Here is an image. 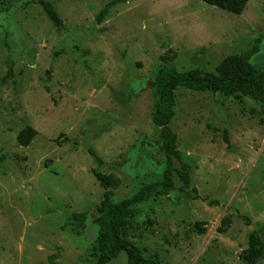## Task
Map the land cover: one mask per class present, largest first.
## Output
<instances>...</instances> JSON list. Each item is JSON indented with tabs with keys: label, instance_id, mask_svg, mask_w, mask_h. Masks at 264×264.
I'll return each instance as SVG.
<instances>
[{
	"label": "rangeland",
	"instance_id": "obj_1",
	"mask_svg": "<svg viewBox=\"0 0 264 264\" xmlns=\"http://www.w3.org/2000/svg\"><path fill=\"white\" fill-rule=\"evenodd\" d=\"M257 40L263 55L264 0L241 15L203 0H0V264H93L106 192L96 175L120 180L121 202L165 171L152 120L159 70L215 72ZM175 111L191 189L218 206L185 200L174 176V192L140 205L127 234L161 264H247L249 235L264 227L263 104L178 89ZM27 127L37 135L24 147ZM79 213L90 227L67 230ZM111 264H128L126 253Z\"/></svg>",
	"mask_w": 264,
	"mask_h": 264
},
{
	"label": "trees",
	"instance_id": "obj_2",
	"mask_svg": "<svg viewBox=\"0 0 264 264\" xmlns=\"http://www.w3.org/2000/svg\"><path fill=\"white\" fill-rule=\"evenodd\" d=\"M226 12L241 15L247 8L250 0H203ZM110 3L99 15L98 21L104 20L109 12ZM45 10L56 27L62 26V20L57 12L47 5ZM251 51L232 55L225 58L215 72H203L194 69L180 72L173 66H164L157 73L152 88L155 90L156 104L153 114V123L160 129L161 149L166 159V168L162 178L153 183L143 185L132 197L117 202L113 190L120 185V180L114 175L97 174L96 178L105 189L104 199L96 210L93 225L97 228L93 264H111L122 253L127 255L128 264H161L157 258H146L136 242L127 234V227L138 215V207L152 197L167 198L174 192V176L184 189L185 200H202L210 206H218L217 201L201 196L197 189H191L193 169L190 163L184 161L177 148V135L170 127L176 116V91L185 89L195 93H212L224 98H248L255 103L263 104L264 112V53L260 55L259 44ZM258 61L254 62L253 60ZM37 132L32 127L21 131L17 141L21 146L27 147L36 137ZM230 144V140L226 138ZM76 142L74 145H78ZM89 154L99 166L104 162L92 150ZM191 191H186L190 190ZM247 224L251 223L249 217L243 216ZM88 213L74 214L69 218L67 230L74 232L85 231L90 227ZM151 222V221H150ZM233 217L229 215L220 222L218 232L225 234L232 226ZM198 223L197 226H200ZM201 232H205L204 229ZM241 259L247 264H259L264 258V227L249 235V247L241 254Z\"/></svg>",
	"mask_w": 264,
	"mask_h": 264
}]
</instances>
